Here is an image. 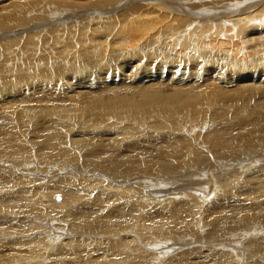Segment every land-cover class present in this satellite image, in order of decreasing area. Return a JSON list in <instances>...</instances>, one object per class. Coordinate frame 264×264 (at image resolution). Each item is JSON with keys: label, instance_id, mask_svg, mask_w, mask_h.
Listing matches in <instances>:
<instances>
[{"label": "bare ground", "instance_id": "6f19581e", "mask_svg": "<svg viewBox=\"0 0 264 264\" xmlns=\"http://www.w3.org/2000/svg\"><path fill=\"white\" fill-rule=\"evenodd\" d=\"M130 1L134 0H94L87 13L89 16L96 12L101 14L96 19L104 22L105 13L116 12ZM141 1H144H139L142 11L136 3L134 8L131 5L134 10L130 9V16L122 13L115 19L120 23L111 42L105 36L95 48L86 43L84 55L76 53L69 58L58 55L57 51L56 59L51 60L54 45L47 46L45 40V44H40H44L43 50L50 48L49 52L46 50L48 57L45 51L41 52L42 56L38 55L43 61L48 59L47 66L45 61H36L37 51L27 55L23 45L22 50L15 51L17 54L13 51L4 54L8 62L0 61V108H3L0 110V202L3 204L0 214L6 219L0 223V249H10L0 256V264H242V256L249 250L252 258L264 260V233L263 237L255 239L250 234L261 236L264 231V165L260 164L264 163V4L261 8L258 6L264 0ZM81 3L69 0L68 7L74 6L76 11L61 18L52 15L50 21L67 22L85 14L82 8L86 4ZM22 7L13 6L6 14L9 19L0 23V27L19 24ZM87 16L82 15L79 23L84 19L88 21ZM128 19H133L135 24ZM101 25L99 28L104 27L107 32L116 28L112 24ZM14 26L17 25L11 27ZM223 33H227L228 38ZM84 41L89 39L85 37ZM32 47L35 48V43ZM78 51H82L80 45ZM29 57L33 61L25 62ZM6 63L12 65L9 74L2 72ZM57 72L61 73L59 78H56ZM69 96H76L78 103L63 104V99ZM148 105L159 106L166 113L165 119L162 112L157 113L158 124L167 127L166 121L173 123V130L178 134L170 135V148L156 135L140 138L143 136L140 128L132 125L139 119L138 114L153 109ZM29 114L43 115L56 124L48 128V141H40L43 158L51 154L49 148L66 159L72 157L65 148L69 136H75L74 142L84 147L83 153H94L101 147L106 150L109 143L115 146L118 139L119 152L109 170L106 166L111 158L107 154L102 155L103 159L83 158L86 166L81 161L82 165L77 166L86 176L91 173L100 180L70 176L77 182L64 179L57 188L63 190L61 195L70 197L69 189L80 193L75 209L68 204L64 211L58 210L57 215L56 202V207L51 201L47 204L49 197L58 196L60 191L56 186L47 188L50 192L39 191L42 189L36 186L37 192L31 195L37 188L33 189L22 167L23 174L17 176L19 182L10 183V178H6L13 168L28 161L26 156H18L26 150L28 138L22 131L16 133V128L5 127L4 120L13 124ZM84 116L86 118H82ZM77 119L81 123L73 134L65 125ZM179 121L181 125L177 126L175 123ZM189 128L198 135L196 141L193 139L195 144L185 140L182 134ZM108 132L114 134L106 135L98 143L97 137ZM108 137L110 139L105 140ZM132 137L134 140L123 144V138ZM103 141L108 142L107 145ZM121 144L126 147L119 146ZM37 156L39 158V154ZM6 164L14 166L6 167ZM254 164L262 168L250 172V176H242L239 170H248ZM93 165L106 172H97ZM231 168L235 170L220 172ZM64 170L66 168L60 172ZM170 175L174 176L171 178L174 181L178 178L181 182L162 189V180H169ZM119 176L126 182L115 185L113 182L121 179L117 178ZM251 176L254 179L250 180ZM200 181H204L205 190L199 189ZM50 182L52 180H46L42 184ZM156 183L165 191L156 192V187L153 190L147 187ZM245 184H250L253 192H247L245 199L237 197L233 203H227L226 196L240 195V189L237 192L234 187ZM114 190L123 198H114L112 208L107 205L110 199L108 196L103 199V194L106 191L114 194ZM47 192L50 193L48 198L42 200ZM210 196H214L211 201ZM61 198L60 205H63L65 199ZM97 199L108 201L101 208L86 204L95 203ZM9 219L19 230H10ZM157 238L158 246L155 245ZM54 249L55 252L49 251ZM190 253L196 256L192 261L186 259Z\"/></svg>", "mask_w": 264, "mask_h": 264}, {"label": "rangeland", "instance_id": "374dc122", "mask_svg": "<svg viewBox=\"0 0 264 264\" xmlns=\"http://www.w3.org/2000/svg\"><path fill=\"white\" fill-rule=\"evenodd\" d=\"M17 0H0V23H2V22H4V21H6L7 19H9L8 17H7V15L10 13L9 11H11L13 8V6L14 7H16V6H23L22 8H21V16H20V21H18L19 22V24L17 23V24H12V25H17V26H14V27H11L12 25L10 24V25H6L7 26V28H5V29H3L2 27H0V61L2 62H5V61H7L8 62V60H7V58H6V60H5V58H4V54L5 53H7L8 55H9V53H8V51H13V53L14 54H17V53H15V51H17V50H22V47H21V45H23V46H25L26 48H27V52H28V54L27 55H34L33 53H32V51H37L35 54H37L36 56V58H38V59H36V61H38V62H41V61H43V59L42 58H40V56L39 55H41V52L42 51H45V53H46V55H47V53L50 51V48L48 49V47L45 49V47H44V50H43V45L45 44V42H47L48 41V43H46L47 44V46H48V44H49V47H51V44L52 45H54V48H52L53 50V52L51 53V60H54V59H56L55 58V56H56V53H57V51H59L60 53L58 54V55H60V54H63V55H65V56H67V57H69V58H71L73 55H75L76 53H80L81 55H84V52L83 51H85V47L83 46L84 44H85V46L87 45L86 43H88L89 44V46L91 45V44H93V46H91V47H97L98 46V43H99V45H100V43L102 42V41H104L105 40V36H107V37H109V39H108V42L110 41H112V39H113V36H114V32H115V30H117V27H119V24L118 23H120L119 21H116L115 19H119L120 17H121V15L120 14H125L126 16H130L131 14H130V9L132 10L134 7H135V5H136V3L137 4H139L140 5V10L142 11L143 9H141L142 8V2H144V1H141V0H134L133 2L132 1H130V2H128V3H126L125 5H122V6H120L117 10H116V12H113V13H105V15H104V22H102V21H99L98 19H96V18H98V17H101V14H99V13H93V14H91L90 16L92 17H90L89 16V14L87 13V10H89V8H91V7H93V6H91V3L94 1V0H92V1H90V0H79V2L81 1L82 3H83V8H82V6L81 7H79V8H77L78 10H80L81 8H82V11L84 10V13L86 14V15H88L87 17H88V21H89V23H88V21H87V19H86V21L85 22H87V23H85L84 22V20L83 21H81V23H79V21L78 20H82L81 19V17H82V15H83V18H86V17H84V16H86L85 14H82L81 16H80V14L78 15V16H76L74 19H72V20H70V21H65V20H63V21H61V20H56V22H55V19L53 20L52 19V21H50L51 20V17H52V15H55V16H57V17H65L66 15H69L70 13H71V11H76L75 9L76 8H74V6H69L68 7V2H69V0H66V2H67V5H66V2H65V0H64V2H63V0H48V3H47V1H44V0H20L21 2H17V3H15ZM36 1H39V3L38 4H36ZM50 1V2H49ZM60 1H62V2H60ZM70 1H76V0H70ZM78 1V0H77ZM113 1V0H112ZM206 2H208V0H205ZM43 2V3H42ZM12 3H14V4H12ZM82 3H81V5H82ZM85 3V4H84ZM8 4H12L11 6H6V5H8ZM47 4V5H46ZM48 4H50V5H48ZM93 4V3H92ZM264 4V1L261 3V2H259L258 3V6H259V8H261V6ZM131 5H132V7H131ZM127 6V7H126ZM5 7H9V8H5ZM52 7V8H51ZM129 7V8H128ZM131 7V8H130ZM4 8H5V10H4ZM50 8V9H49ZM54 9V10H53ZM72 9V10H71ZM125 9H126V11H125ZM129 9V12L127 11ZM134 10V9H133ZM137 10V9H136ZM140 10H139V12H140ZM49 11V13L51 12V11H53V13L55 12V14H49V13H47ZM118 12V13H117ZM7 14V15H6ZM117 14V15H116ZM128 14V15H127ZM260 14H262V12L260 13ZM4 15H6V16H4ZM110 15H111V17H110ZM4 16V17H3ZM79 16H80V19H79ZM97 16V17H96ZM103 16V15H102ZM114 16L116 17V18H114ZM119 16V17H118ZM53 18V17H52ZM113 18V19H112ZM92 19H95V21L93 22V21H91L90 22V20H92ZM130 20V22L132 23L133 21V19H128V21ZM225 20H226V18H225ZM111 21V22H110ZM117 23H116V22ZM227 21H230V20H228V18H227ZM66 22V23H65ZM78 22V23H77ZM84 22V23H83ZM115 22V23H114ZM114 23V24H113ZM36 24H39L38 26L36 25ZM71 24H72V28H70V26H71ZM83 24H85V25H83ZM86 24H87V26L88 27H86ZM102 24V25H101ZM104 24V25H103ZM107 24H109V25H114V26H116V28H113L114 29V31H113V29H112V31H110L111 30V28H110V30L107 32L106 31V29L103 27V26H106ZM118 24V25H117ZM133 24H135L134 22H133ZM230 24H231V22H230ZM36 25V26H35ZM61 25V26H60ZM63 25V26H62ZM80 25H81V27H80ZM99 25V26H98ZM100 25L103 27V29L102 28H99L100 27ZM27 26H29V27H27ZM76 26V27H75ZM23 27H27V29L26 28H23ZM82 28L83 29H86L85 31H83L82 30ZM89 28V29H88ZM92 28V29H91ZM65 29H67V30H65ZM71 29V30H70ZM79 29V30H78ZM102 29V30H101ZM104 29H105V31H106V35H104L105 34V31H104ZM225 29V28H224ZM75 30H77V31H75ZM87 30L89 31V33H87ZM70 31H71V33H70ZM85 32V33H84ZM224 32H225V30H224ZM81 33V34H80ZM95 33H96V35H95ZM111 33V36H109V34ZM86 34V35H85ZM227 34V33H226ZM225 33H223V35H225L226 37L228 36V34L226 35ZM88 35V36H87ZM94 35V36H93ZM38 36H40L39 38H37ZM224 36V37H225ZM84 37V38H83ZM85 37H86V40H88L89 39V41H84L85 40ZM89 37V38H88ZM97 37V38H96ZM222 38H224L223 36H221ZM224 38L225 40H227V38ZM83 38V39H82ZM37 39H39V40H37ZM41 39H43V40H41ZM111 39V40H110ZM173 39V38H172ZM41 40V41H40ZM46 40V41H45ZM38 41V42H37ZM45 41V42H44ZM98 41V42H97ZM100 41V42H99ZM173 41V40H172ZM44 43V44H40V43ZM85 42V43H84ZM35 43V48H33L32 46H33V44ZM38 43V44H37ZM79 45H80V47H81V49H82V51L81 52H79L78 51V48H79ZM39 46H40V48H39ZM42 46V47H41ZM38 47V48H37ZM53 47V46H52ZM246 47H247V44H246ZM32 49H34V50H32ZM57 49V50H56ZM39 50V51H38ZM48 52H47V51ZM130 50H131V52H132V48H130ZM168 52H169V50H168ZM215 52V51H214ZM216 53V52H215ZM39 54V55H38ZM1 55H3V56H1ZM42 56V55H41ZM93 56H94V54H93ZM47 57H48V55H47ZM5 60V61H4ZM60 60H64L63 58H61ZM23 61V60H22ZM25 62H28V61H33V59H32V57L30 58H25V60H24ZM45 61V63H46V66H47V64H48V59H47V62H46V60H44ZM43 61V62H44ZM19 63V62H18ZM73 63V62H72ZM71 63V64H72ZM35 64H36V62H35ZM70 64V65H71ZM34 65V64H33ZM11 64H9V63H6L3 67H2V72L3 73H7V74H9V71H10V69H11ZM28 66L29 67H32V64L31 63H29L28 64ZM37 65H35V67H36ZM46 66H42V67H46ZM69 66V65H68ZM37 68H40L39 66H37ZM57 70L59 71V68H57ZM69 73H72V70H70L69 71ZM56 75V78H59L60 77V75H61V73H56L55 74ZM76 96H69V97H66L65 99H63V104H71V103H73L74 101H76L77 103H78V101L76 100V98H75ZM9 98V100H11V98L10 97H8ZM148 108H153V109H145L144 111H142L140 114H138L137 115V118H139V119H137V122L135 123V124H132L133 126L134 125H137L138 126V129L140 128V131H141V133L143 134V136H140V138H142V137H145V136H147V137H151V136H153V135H156V137L157 138H159L160 140H163L164 142H165V144L168 146V148H170V144H171V142H172V140H171V134L173 135V134H178L177 132H175L174 130H173V123H170L169 121H166V123H167V127H165V126H162L161 124H158L160 121H159V117H158V115H157V113H161L162 112V117H164V119L166 118V113H164L163 112V110H162V108L161 107H159V106H149L148 105ZM1 109H3V108H0V110ZM155 109V110H154ZM77 114H78V112H77ZM127 115V114H126ZM37 116H40V118L42 119H40L39 117H37ZM82 118H86V116H84V117H82ZM39 119V120H38ZM67 120H69L68 118H66ZM25 120V121H24ZM37 120L38 121H40V122H37ZM46 120V121H45ZM72 120H74V119H72ZM80 120V119H79ZM78 119L77 120H75V122H70V123H72L71 125L70 124H66L65 126L66 127H69L71 130H72V132H73V134H76V131H77V128H78V126H79V123H81L80 121H79ZM27 121V122H26ZM29 121V122H28ZM70 121V120H69ZM20 122V123H19ZM47 122V123H46ZM49 122V123H48ZM64 122H66V121H64ZM19 125H18V124ZM4 126L5 127H8V126H10V128H12L13 127V129H15L16 128V130H15V132L16 133H18V132H20V131H22V132H24L25 134L24 135H26V137L28 138V139H26V140H28V141H26L25 140V147H26V150L25 151H22V154H19L18 156H26V159L28 160V161H30V162H28L27 160V162H25V163H27V164H23L22 166H19L18 168L17 167H15V168H13V170L14 171H10V172H8L7 173V176H6V178H10V183H14V181L15 180H17L16 182H19L18 181V177L17 176H20L19 174H23V172L25 171V172H27V175H26V177H29L30 178V180H31V183H32V185L34 186H32L33 187V189L34 188H37L35 191H31L30 192V194L32 195H34L36 192H37V190H38V187L39 188H41L42 190H39V191H49L47 188H53V187H55L56 186V190L58 191V189L57 188H60L61 187V184H62V181L65 179V180H67V181H69V182H72V183H74V182H77V180H75L74 178H72V177H70V176H73V177H75V178H79L80 179V176L84 179V177H88L89 179H93V178H99V180L101 179L98 175H92L91 173L89 174V175H85L82 171H81V168L80 167H77V166H81L82 164L81 163H83L85 166H86V162L84 161V159L86 160V159H90L91 157L92 158H95V159H97V158H102L103 156L102 155H104L105 156V154H107V156H109V158H111L110 159V164H107L108 166H106V170H109L110 169V167H111V164H112V161H113V164H115V158H116V156H115V154H117L118 152H119V150H118V147H117V143H118V139H116L115 140V146L113 145V144H111V143H109L110 144V146H107L106 147V150H104L102 147L99 149V150H94V149H92V150H94V153H86V152H82L83 150H84V147L82 146V145H78L76 142H74L75 141V139L76 138H74V137H71V136H69V139L67 140L68 141V145H66L65 146V148H67L68 150H69V152H70V154H71V156L72 157H70V158H68V159H66V158H64V157H62V156H60V154H58V153H56L55 152V149H53V148H49V151L51 152V154L50 155H47L45 158H43L41 155H40V148L39 147H41V142L44 140V141H48V139H46L47 137H48V128H51V127H53V126H55L56 124L55 123H52L49 119H45L44 117H43V115H38V114H29V115H26V116H23V117H21L20 119L18 118L17 120H15V122H13V124H11V122L10 123H8L6 120H4ZM22 124H24V125H22ZM34 124V125H33ZM43 124V125H42ZM53 124V125H52ZM177 126H179V125H181V121H179V122H177V123H175ZM20 125H21V128H20ZM26 125V126H25ZM29 125V126H28ZM33 125V126H32ZM46 125V126H45ZM68 125V126H67ZM28 127V128H27ZM83 127H86V126H83ZM23 128V129H22ZM27 128V129H26ZM41 128V129H40ZM43 128V129H42ZM46 128V129H45ZM73 128H75V129H73ZM90 128H92V127H90ZM187 128V127H186ZM203 129H205L204 127H202ZM22 129V130H21ZM25 129H26V131H25ZM46 130V131H45ZM42 131V132H41ZM89 131H91V129H89L88 130V132ZM198 131V130H197ZM33 132V133H32ZM93 132H94V130H93ZM37 133V134H36ZM95 133V132H94ZM28 134H29V136H28ZM31 134V135H30ZM113 135L114 134V132H108V134H101L100 136L102 137V138H99L100 136H98L97 138V140H98V143H99V141H101V140H103V138H105L106 137V135ZM182 134H183V136H184V138H185V140H187L188 142H190V143H193V144H195L194 142H193V139L196 141L197 140V137H198V135H196V134H194V132L189 128L188 130H185V131H182ZM33 135V136H32ZM41 135V136H40ZM44 135V136H43ZM70 135H71V133H70ZM103 135V136H102ZM35 136V137H34ZM17 137H19V136H17ZM77 137V136H76ZM20 138V137H19ZM115 138V137H114ZM16 139H18V138H16ZM43 139V140H42ZM107 139H110L109 137L108 138H106L105 140H107ZM131 140H134V137H132V138H130L129 140H127V139H125V138H123V144H125L126 145V143H128L129 141H131ZM30 141V142H29ZM41 141V142H40ZM40 142V143H39ZM73 142V143H72ZM15 143H18V141H16L15 140ZM107 143L108 142H106V141H103V144H106L107 145ZM174 143V142H173ZM102 143H101V145H103ZM123 144H121V145H119V146H122V147H124L125 145H123ZM165 144H163V145H165ZM38 145V146H37ZM51 145V144H50ZM163 145H157V146H163ZM38 147V148H36V147ZM48 146V145H47ZM46 146V147H47ZM52 146V145H51ZM198 146H199V144H198ZM126 147V146H125ZM201 148H202V150H204V151H206L205 150V147H203V146H200ZM28 148V149H27ZM32 150H30V149ZM121 148V147H120ZM23 149H25L24 147H23ZM123 149V148H122ZM28 150H30V152H28ZM37 150H39V151H37ZM47 150V149H46ZM46 150H44V151H46ZM103 150V152L104 153H101V151ZM37 151V152H36ZM58 152V151H57ZM30 153H32V154H30ZM54 153H56V154H54ZM80 153V154H79ZM81 153H83V154H81ZM101 153V154H100ZM251 153V152H250ZM26 154V155H25ZM37 154H39V158H38V156H37ZM54 154V155H53ZM57 155H59V156H57ZM78 155V156H77ZM81 155V156H80ZM101 156V157H100ZM29 157V158H28ZM31 157H32V160H31ZM19 158V157H18ZM84 158V159H83ZM38 159H40V160H38ZM68 160V161H66V160ZM83 159V160H82ZM94 159V160H95ZM103 159V158H102ZM43 160V161H42ZM45 160H49L48 162L46 161L45 162ZM80 161H81V163H80ZM78 162V163H77ZM31 163V165H29ZM249 163H252V162H249ZM69 164V165H68ZM80 164V165H79ZM112 164V165H113ZM208 164V163H207ZM261 164V166H263L264 165V163H260ZM260 164H254L250 169H248V170H245V171H243L242 169H240L239 171L240 172H243V175L242 176H250L251 175V173L255 170L256 172H257V170L259 169H261L262 167L260 166ZM12 164H6L5 166L6 167H13V166H11ZM24 166V167H23ZM32 166V167H31ZM58 166V167H57ZM73 166V167H72ZM77 168H76V167ZM207 166V165H206ZM260 166V167H259ZM23 169H22V168ZM40 167V168H39ZM73 169H72V168ZM93 167H94V170H96L97 172H101V174L102 173H105L106 172V170L104 171V170H102L100 167H97V166H94L93 165ZM26 168H28V170L26 169ZM60 168V169H59ZM63 168H66V170H64V171H62V172H60ZM78 168H80V170L78 169ZM20 169V170H19ZM23 170V172H22V170ZM41 169H43V170H41ZM75 169V170H74ZM78 169V171H76ZM100 169V170H99ZM52 170H54V171H52ZM233 170H235V169H227V171L226 170H223V171H220V172H222V173H229V172H232ZM40 171H42V173L40 172ZM75 171V172H74ZM53 172V173H52ZM55 172V173H54ZM219 172V173H220ZM251 172V173H250ZM35 173V174H34ZM142 173V172H141ZM179 173V172H178ZM202 173V172H201ZM245 173V174H244ZM51 174V175H50ZM53 174V175H52ZM80 174H82V175H80ZM142 174H144V175H146V173L144 172V173H142ZM14 175V176H13ZM25 175V174H24ZM45 175V176H44ZM76 175V176H75ZM78 175H79V177H78ZM167 175H169V174H167ZM192 176H194L193 174H191ZM31 176V177H30ZM93 176V177H92ZM148 176H151V175H149L148 174ZM171 177L169 178V180L167 179L166 181L165 180H162V182H161V184L163 185L162 187V189H166V188H168V187H165V185L166 186H173V185H175V183L177 184V183H179V182H181V180L179 181L178 180V178L177 179H175V181L173 180L174 178V176H172V175H170ZM244 176V177H245ZM52 177V178H51ZM16 178V179H15ZM28 178V179H29ZM44 178V179H43ZM85 178V179H86ZM87 178V179H88ZM117 178H121V176H119V177H117ZM171 178H173V179H171ZM176 178V177H175ZM38 179V180H37ZM42 179H43V181H46V180H48V181H51L52 180V182H50V184H42ZM46 179V180H45ZM122 179H124V178H121V179H117L118 181L116 182V181H114L113 183L115 184V185H121L122 183H124V182H126V181H124V182H122ZM126 179V178H125ZM252 179H254L252 176L250 177V180H252ZM94 180V179H93ZM12 181V182H11ZM37 181H38V183H37ZM40 181H42L41 183H40ZM122 182V183H121ZM165 182H166V184H165ZM173 182V183H172ZM0 183H1V181H0ZM34 183V184H33ZM2 184V183H1ZM100 184H102V183H100ZM144 184H145V182H144ZM170 184V185H169ZM102 185H104V186H106V184L105 183H103ZM100 186V185H98V187L100 188V189H104L103 188V186ZM22 186V185H21ZM36 186H38V187H36ZM200 188L199 189H203L204 188V186H205V184H204V181H200L199 182V185H198ZM0 187H2L1 185H0ZM20 187V186H19ZM139 187V186H138ZM140 187H142V189H143V187H145V186H140ZM147 187H149L150 188V190H153L154 189V187H156V189H158L156 192H163V191H165V190H162L161 189V187L160 186H158V183H156L155 185L154 184H149ZM237 187H239V188H237ZM119 188V187H118ZM176 188V187H175ZM3 190H6L7 189V187L6 188H2ZM47 189V190H46ZM141 189V190H142ZM177 190H179V188H176ZM237 189V192H238V190H239V192H240V195L239 196H234V195H231V196H226V199L228 200V201H226L227 203L229 202V203H233V201L234 200H236L237 199V197L239 198H241V199H245V197H244V195L247 193V192H253V190H252V188H251V186H250V184H245V185H242L241 187L240 186H236V188L234 187V190H236ZM203 190H205V189H203ZM213 190H214V187H213ZM9 191V190H8ZM38 191V192H39ZM56 191V192H57ZM59 191H60V189H59ZM58 191V192H59ZM63 191V190H62ZM62 191H60L59 193H58V196H56V197H49L48 198V196H49V192H47V197H45V198H43L42 200H46L47 198H48V200H47V204H49L50 205V201H51V203H52V205H54V203L55 204H57V211H56V214L58 215V210L60 211V209L62 210V211H64L66 208H67V206H68V204H72L73 205V208L75 209L76 208V206H77V204L79 203V198H80V193L79 192H76L74 189H69L68 191H69V193L70 194H72V196L70 197V196H66V195H61L62 194ZM144 193H146L147 194V191L146 190H144L143 191ZM142 192V193H143ZM49 193V194H48ZM61 193V194H60ZM112 193H114V194H111V193H109V192H105L103 195H104V197L105 198H103V199H106V196H108V200H109V202H108V204L107 205H109L110 207H112V208H114V205H113V200H114V198H117V200H120L119 198H123L122 196H121V194L120 193H118V192H116V190H114ZM118 193V194H117ZM143 193V194H144ZM152 193V192H151ZM203 193H205V191H203ZM143 194H142V196H143ZM146 194H144V195H146ZM207 195V194H206ZM205 195V196H206ZM54 196V195H53ZM61 196L63 197V200L65 199V204H63V205H60V200L62 199L61 198ZM102 196V195H101ZM110 196V197H109ZM141 196V195H140ZM181 196V195H180ZM179 196V197H180ZM130 197V196H129ZM153 198L152 199H156L157 200V197H155V196H152ZM89 198H93V196H89ZM148 198V197H147ZM214 198V196L212 197V196H210L208 199H210V201H211V199H213ZM232 198V199H231ZM56 199V200H55ZM136 199H140V197L138 198H136ZM144 199H146V198H144ZM154 199V200H155ZM98 200H99V202H98ZM108 200H105V201H100V199H97V200H94V202L95 203H93L92 201V203L91 202H87L86 204H95L93 207L95 208V207H103L104 205H102V204H106L105 202L106 201H108ZM232 200V201H231ZM100 202H101V204H100ZM127 202H129V200L127 199L126 200V203ZM111 203V204H110ZM163 203V202H162ZM161 203V204H162ZM248 204V203H247ZM107 205H105V207L107 206ZM0 208H2V206H3V204L0 202ZM55 206V205H54ZM61 206H64V209H62L61 208ZM56 207V206H55ZM100 208H97V209H95L96 211H98ZM1 210V209H0ZM109 209H107V211H108ZM53 213V212H52ZM99 213H100V210H99ZM32 215H34V214H32ZM2 217V214H0V218ZM11 218H13L12 216H10ZM4 217H2L1 219H0V223L2 222V221H5L6 219H3ZM6 218V217H5ZM17 218V217H16ZM28 220L30 219V218H27ZM27 219H25L24 221H26ZM12 223H11V228H10V230H14V231H17V230H19V227H16V225H14L15 224V222H13V220L12 219H9ZM32 220H33V218H32ZM14 226H13V225ZM44 225H47V224H45L44 223ZM1 226V225H0ZM8 226V225H7ZM247 228V227H246ZM13 233V232H12ZM262 233H264V231L263 232H261L260 233V235L261 236H256L255 234H253V232H250V234H252L251 236H253V238L255 239V238H257V237H263L262 236ZM1 237V236H0ZM115 238H118V236H114ZM65 238H63V240H64ZM62 240V239H61ZM60 240V241H61ZM158 240H159V238H157V242H156V246H158L159 244V242H158ZM59 241V242H60ZM263 241H264V238H263ZM154 243V242H153ZM152 243V244H153ZM153 246V245H152ZM155 246V247H156ZM244 246H246V245H244ZM243 247V246H242ZM262 247L264 248V245H262ZM146 249H151V248H147L146 247ZM0 250H2L4 253H2V254H0V256L1 255H3V254H5V253H7V252H10V249H7V248H4V247H2ZM49 251H52V252H55L56 251V249H54V250H49ZM152 251V250H151ZM255 252V251H254ZM116 254H118V252L116 253ZM251 255H252V253L250 252V250H249V252H247L246 254H244L243 256H242V264H247V263H251V264H262L263 263V259H261V258H252L251 257ZM60 257V256H59ZM196 257V256H195ZM195 257L193 256V254H191L190 253V256L188 257V258H186L187 260H194L195 259ZM5 261H8V258H6L5 259ZM7 264V263H6Z\"/></svg>", "mask_w": 264, "mask_h": 264}]
</instances>
